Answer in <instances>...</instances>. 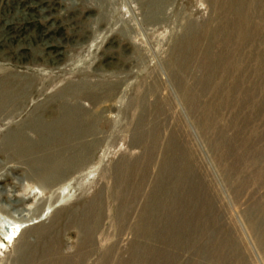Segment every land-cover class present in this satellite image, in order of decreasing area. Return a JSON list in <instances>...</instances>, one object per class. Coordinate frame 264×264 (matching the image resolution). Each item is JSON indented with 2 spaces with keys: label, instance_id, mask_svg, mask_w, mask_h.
Here are the masks:
<instances>
[{
  "label": "rangeland",
  "instance_id": "obj_1",
  "mask_svg": "<svg viewBox=\"0 0 264 264\" xmlns=\"http://www.w3.org/2000/svg\"><path fill=\"white\" fill-rule=\"evenodd\" d=\"M0 264H264V0H0Z\"/></svg>",
  "mask_w": 264,
  "mask_h": 264
},
{
  "label": "bare ground",
  "instance_id": "obj_2",
  "mask_svg": "<svg viewBox=\"0 0 264 264\" xmlns=\"http://www.w3.org/2000/svg\"><path fill=\"white\" fill-rule=\"evenodd\" d=\"M11 229H12V228H11ZM8 231H9V229L7 228V234L9 233ZM7 234H6V236H7Z\"/></svg>",
  "mask_w": 264,
  "mask_h": 264
}]
</instances>
